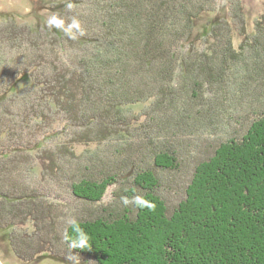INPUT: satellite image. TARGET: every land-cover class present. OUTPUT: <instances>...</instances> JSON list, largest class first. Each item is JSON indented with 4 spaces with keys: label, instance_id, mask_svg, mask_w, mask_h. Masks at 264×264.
I'll return each instance as SVG.
<instances>
[{
    "label": "trees",
    "instance_id": "obj_1",
    "mask_svg": "<svg viewBox=\"0 0 264 264\" xmlns=\"http://www.w3.org/2000/svg\"><path fill=\"white\" fill-rule=\"evenodd\" d=\"M49 2L53 30L27 27L26 70L0 71L1 99L22 75L47 90L33 115L38 140H9L15 127L0 128V229L33 222L34 234L47 230L65 247L44 240L37 255L69 261L74 233L60 225L47 181L89 235L70 262L264 264V15L251 34L241 0H230L231 19H212L202 44L184 50L218 0ZM44 33L59 44L45 45ZM32 155L37 165L22 167ZM38 164L32 186L25 168ZM138 195L154 209L138 208Z\"/></svg>",
    "mask_w": 264,
    "mask_h": 264
},
{
    "label": "rangeland",
    "instance_id": "obj_2",
    "mask_svg": "<svg viewBox=\"0 0 264 264\" xmlns=\"http://www.w3.org/2000/svg\"><path fill=\"white\" fill-rule=\"evenodd\" d=\"M50 2L49 0H0V71L5 67L8 69L13 67H21L22 70H26V65L28 64L29 60L28 58L31 54L29 31L27 30V27H42L44 30H53L50 25V17L53 15ZM228 2H230V0H218L216 12L204 13L196 21L195 30L192 33L189 41L185 44V46H183L184 50H189L190 47L192 48L195 44H202L206 35V33H204L205 28L209 27V21H214L212 19H231V14L229 12V8L231 10V7L228 6L227 8V5L229 4ZM241 3V5H243L245 15L243 18L247 23L246 25L249 33L252 34L255 31L258 19L261 17V15H264V0H241ZM23 27H26V30ZM3 29L5 31H3ZM11 29H13L12 32ZM21 33L22 35L19 41L15 40V38H13V40H9V34H13L12 36H14ZM44 34L46 35V33ZM46 36L41 40L45 45H54L56 44V41L58 42V40L55 41L52 39V37ZM241 40L242 37L236 35L237 45L241 43ZM21 41L25 42L21 43ZM71 56L72 55L67 54V57L65 58H69ZM13 57L14 60H12V63H8L7 61ZM5 72L7 71L5 70ZM41 96H47V90L45 91V87L39 86L36 82H34L33 79H31L29 75L25 77L22 75L18 79L16 86L9 92L5 93V95L2 97L3 99L0 98V128L3 126V124H9L15 127V131H17L16 136H14L13 132L11 133L10 137L8 138L9 140H15V137L17 139H21V136L27 143L28 141L35 142V139L38 140L40 129L37 131L35 130L36 126H38L36 125V122H40L42 120H37L33 115L36 114V111L41 110L45 105L43 100H41ZM148 104L142 103L128 106V110H132L134 113H141L146 110L145 108ZM48 113H50V115L54 114L52 111H49ZM41 124L44 125L45 122ZM58 141H60V138L58 140V138L55 137L52 140L50 139L46 141L45 146L46 148H54L56 147L54 145H56V142ZM35 152L37 151H34L31 154H35ZM33 157L34 155H32V157L22 156L18 160L20 162L23 161L20 163L22 167L29 168L30 165H37V162ZM27 168H25L26 176L34 178L32 179V186H38L39 184L41 185L42 169L39 164L34 169V173H29ZM11 179L12 178H10V180ZM178 179L180 182H183L182 175L178 177ZM47 185L48 182L44 181L41 187L46 195L51 196L49 197L50 202L56 204L57 208L60 209L59 211L64 209V214L59 212L58 220L60 225L63 226V230L66 232V226H68L66 220L70 217H75L74 210H72L74 207H71L73 201H67L69 202L68 205L64 204L63 202H57L56 199H58L59 196L58 191L54 193L51 191L48 192L49 190ZM109 191L110 192L108 193L106 199H110L112 193H115L114 190ZM59 198L61 199L62 197ZM168 200L173 203L170 198H168ZM59 203L62 204V208L60 207L61 204ZM173 206L174 205L171 207ZM32 223L33 222L29 223L30 225H20L10 229H0V264H82L55 258L49 254L38 256V250L40 247L43 248L42 241L45 240L52 242L56 249L63 247V243L59 236L55 237L47 230L45 232L42 231L41 234H34L36 233V229L31 225ZM29 235H33L35 237L30 239V237H28ZM24 241H26V243H23ZM63 249H65V247H63ZM19 252H23L24 255ZM35 255H37V257H35ZM20 256H24L27 260H22ZM30 258L32 260H30Z\"/></svg>",
    "mask_w": 264,
    "mask_h": 264
},
{
    "label": "clouds",
    "instance_id": "obj_3",
    "mask_svg": "<svg viewBox=\"0 0 264 264\" xmlns=\"http://www.w3.org/2000/svg\"><path fill=\"white\" fill-rule=\"evenodd\" d=\"M71 5H69L70 7ZM53 23H56L57 27H60L62 22H56L55 20ZM76 27H79V24L74 21ZM124 204L127 205L129 200L124 198ZM134 203L138 208H145L147 207L150 210L154 209V204L146 200L142 195H138L134 199ZM67 225L72 229L74 233V238H67L68 248H69V255L67 259L69 261H73L76 255L72 254V249L76 248H86L89 247V235L84 231V229L79 225L77 219L75 217H70L66 220Z\"/></svg>",
    "mask_w": 264,
    "mask_h": 264
}]
</instances>
